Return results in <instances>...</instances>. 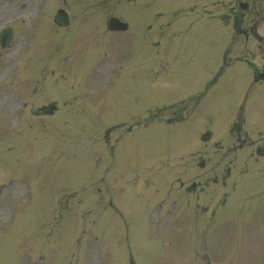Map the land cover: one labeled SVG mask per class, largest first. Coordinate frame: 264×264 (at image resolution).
I'll return each mask as SVG.
<instances>
[{"label":"rangeland","instance_id":"rangeland-1","mask_svg":"<svg viewBox=\"0 0 264 264\" xmlns=\"http://www.w3.org/2000/svg\"><path fill=\"white\" fill-rule=\"evenodd\" d=\"M108 1L110 2L107 4L113 6L117 0ZM213 1L215 0H140L134 7L120 10L121 14L129 19H147L151 32L146 38L148 43L153 40V57H157V51L164 49L163 65L166 69L159 77L151 79V83L144 70L143 75L128 71L110 88V93L103 97L106 99L99 104L96 98L93 101H80L83 98L73 97L74 94L80 95L84 87L74 88L73 93L70 92L72 85L69 77L74 68L80 69L88 64L92 55V39L88 36H92L89 35L91 30L95 31L94 24L86 22L82 27L75 29L76 31L71 29L68 36H57L61 46L54 48V57L60 56L56 65L53 60L49 62L46 59L48 49L41 48L39 64L46 67L47 72L44 75L48 78L40 84L47 85L51 95L42 91L39 99L44 104H49L54 102L52 99L57 98L59 93H64L65 97L72 96L71 110L66 112L70 116L69 122L64 125V110H61L54 118L41 117V121H34L33 131L26 130L29 128L25 126L24 119L19 121L21 129L11 130L5 125V118L0 117V180L3 179L4 182L12 179L16 184L15 188L11 187L3 195L15 194V190L23 195L19 202L21 213H15L12 226L0 230V233L5 235L13 229L17 232L16 240H23L29 228L40 226L41 238H53L49 241L46 251L45 242L41 238L27 241L34 242L37 246L35 249L38 251L33 256L31 249L28 246L24 248L22 242L19 249L5 243L0 246V263L12 264L13 261L9 259H19V256L25 259L28 256L46 255V258L55 264L66 263L73 257L78 259V262L70 264H130V260L133 264H184L183 260L192 254L186 264H264V157L259 156V153L264 151V137H259L264 136V90L256 88L248 91V82L238 80L235 70L227 69L219 84L210 90L197 114L186 122L160 125L157 124L159 121H154L153 123H157H152V126L149 124L147 127L143 126V129H133L131 133L123 132L120 136L119 133L128 126L121 130L112 129L124 124L145 122L153 115L146 112L148 108L161 110L164 106L195 96L218 72L223 63L228 33L219 19H211V22L205 20L207 16L203 14L202 9ZM3 2L9 5L14 2L28 5L31 0ZM68 3L67 9L75 22L90 8L100 6L88 0H68ZM132 3L134 0H130V4ZM192 9L195 11L191 12ZM20 13L23 12L17 10L13 16ZM177 13L178 16H174ZM0 20L1 24L7 19ZM166 26L169 28L165 37H160L161 27ZM44 27L50 30L47 25ZM74 31L77 35L71 39L70 33ZM100 39L103 40L102 36L96 38L97 41ZM110 39L111 42H116L113 37L107 35V43ZM131 44L132 40L128 36H120L117 37L115 45L117 53H126L131 57L132 63L137 50H132ZM142 57L151 56L145 53ZM123 61L124 58L120 62ZM107 62L108 58L103 64ZM144 62L143 67L158 66V61L155 60L144 58ZM49 63L54 65V71H58L57 76H61L57 86L51 79L53 74ZM32 66L31 63L30 67ZM39 75L42 76L41 70ZM65 77L66 82L60 81ZM10 78L15 79L16 75L11 74ZM243 78L247 79V76L243 74ZM19 83L14 82L10 89L14 90V85H17L16 88L20 90ZM82 84L80 83L79 87ZM91 95L92 93H87V97ZM102 95L99 98H102ZM242 99L246 103H243ZM241 105L242 117L246 122L244 129L250 142L254 141L244 148L238 157L239 161L248 166L247 176L239 171L238 167L231 170L226 187L222 185L221 189L227 188L232 190V193L221 209L203 210L201 214L196 210L193 212L195 220L189 214L191 211H187L188 219L180 218L181 216L175 219L176 215H173V221L170 218L162 220L169 221L167 227L155 225L164 216L160 215L161 213L166 216L171 211V202L157 200L155 196H162L160 191L157 194L139 193V185L145 178H149L163 187L179 174L184 166L176 161L181 159V155L184 160L191 157L183 151L194 148L193 142L196 140L199 148L201 134L209 132L213 136V144L209 150L219 142L227 146L230 139L226 128L236 117L235 113L239 112ZM29 106L30 103L27 109ZM192 106L193 103H187V111ZM175 109L177 108L164 115L171 116ZM103 132L106 144L114 142L115 146L117 139L122 140L117 145L123 142L112 152L113 158L111 152L104 157L97 154L98 150H106L104 142L99 138ZM222 132L225 134L222 135ZM129 141L133 144L130 147L127 146ZM9 145L12 149H9ZM216 153L218 151L211 150V158L216 159ZM106 166V171L112 168L104 180L105 193H102L99 199L81 198L82 210L91 211L98 216L99 232L93 231L91 224L88 229L97 234V242H88V231L83 234L85 238L82 241L76 244L73 242L78 238L82 222L76 225L65 222L51 234L52 215H56L57 211L54 196L60 197L65 190L71 194L77 183L87 182L97 167L101 171ZM161 170L165 174L163 178L159 175ZM161 179L162 182L159 183ZM42 187L46 192L42 191ZM78 192L76 191V195ZM165 195L167 198V191ZM169 196L173 198L174 194L170 193ZM65 197L70 198L71 195ZM76 202L74 200L73 208H76ZM113 206L124 216L117 217ZM13 213L14 207L7 204L4 227L11 224ZM42 214L49 217L46 224L38 217ZM201 215L209 217L213 222V226L208 229L209 233L202 232V240V229L199 226L206 225V222L201 221ZM27 216L29 217L26 218ZM150 221L153 225L147 228ZM190 225L192 227H187ZM177 230L181 231L177 233ZM40 263L41 261L38 263L33 258L22 261V264Z\"/></svg>","mask_w":264,"mask_h":264},{"label":"flooded vegetation","instance_id":"flooded-vegetation-1","mask_svg":"<svg viewBox=\"0 0 264 264\" xmlns=\"http://www.w3.org/2000/svg\"><path fill=\"white\" fill-rule=\"evenodd\" d=\"M235 3H238V0H234ZM239 4V3H238ZM248 10L252 13H256L258 16V23L264 22V0H256V2L252 5V7L249 5ZM233 21L236 23V20L240 18L241 20L244 19V17H238L235 13V11L232 12ZM257 23V24H258ZM237 27L238 34H241L245 37L246 40L249 38L256 39L258 41V49L260 51V66L261 68L256 71V78L258 80H264V31L261 33H257L254 31V28H249L247 30H241L239 26Z\"/></svg>","mask_w":264,"mask_h":264}]
</instances>
